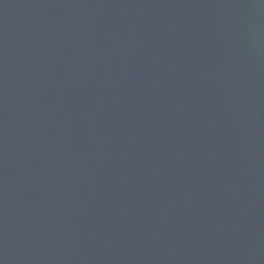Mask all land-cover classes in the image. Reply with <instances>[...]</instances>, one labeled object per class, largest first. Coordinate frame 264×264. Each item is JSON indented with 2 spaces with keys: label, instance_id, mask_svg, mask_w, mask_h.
Returning a JSON list of instances; mask_svg holds the SVG:
<instances>
[{
  "label": "water",
  "instance_id": "obj_1",
  "mask_svg": "<svg viewBox=\"0 0 264 264\" xmlns=\"http://www.w3.org/2000/svg\"><path fill=\"white\" fill-rule=\"evenodd\" d=\"M0 264H264V0H0Z\"/></svg>",
  "mask_w": 264,
  "mask_h": 264
}]
</instances>
